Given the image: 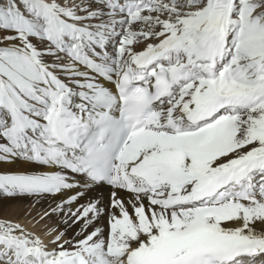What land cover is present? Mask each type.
<instances>
[{
    "label": "snow or ice",
    "instance_id": "snow-or-ice-1",
    "mask_svg": "<svg viewBox=\"0 0 264 264\" xmlns=\"http://www.w3.org/2000/svg\"><path fill=\"white\" fill-rule=\"evenodd\" d=\"M0 264H264V0H0Z\"/></svg>",
    "mask_w": 264,
    "mask_h": 264
},
{
    "label": "bare ground",
    "instance_id": "bare-ground-1",
    "mask_svg": "<svg viewBox=\"0 0 264 264\" xmlns=\"http://www.w3.org/2000/svg\"><path fill=\"white\" fill-rule=\"evenodd\" d=\"M50 203V201L42 200L39 203H35L30 200H18L13 202H7L6 204L3 202H0V213L2 210L5 212H10L8 217L7 216H0L1 218L5 219H13V220H20L23 217V213H30L31 217L35 215V213L42 212L45 207ZM28 212V213H27ZM27 220V219H26ZM51 220L54 221L55 226V232L57 231H63L66 233V238H70L75 235L76 232L79 231V227L73 225L72 227L66 228L63 223L60 222V219L58 217H53ZM50 223V222H49ZM48 224V222H47ZM49 228V226H48ZM28 229H32L28 226ZM47 230V229H46ZM33 231V229H32ZM49 231V230H47ZM54 231V230H53ZM34 233V232H33ZM39 235H44L43 232H39Z\"/></svg>",
    "mask_w": 264,
    "mask_h": 264
},
{
    "label": "rangeland",
    "instance_id": "rangeland-1",
    "mask_svg": "<svg viewBox=\"0 0 264 264\" xmlns=\"http://www.w3.org/2000/svg\"><path fill=\"white\" fill-rule=\"evenodd\" d=\"M10 212H5L4 210H2V212L0 213V216H7L9 215ZM28 213V212H27ZM37 216V213H35V215L33 217H31V214L28 213H23V217L22 219L20 220H13V219H8L9 221L11 222H19L20 224H22L26 229H28V226L31 227L33 229H30L32 232H34L35 234H38L39 235V232H43L45 233L47 230H51L55 232V226H54V221L49 219L47 221H44V222H37V219H34V217ZM0 219H5V218H1ZM27 219V220H26ZM48 222V224H47ZM50 222V223H49ZM49 226V228H48ZM47 229V230H46ZM42 236V235H41ZM66 238V236H65Z\"/></svg>",
    "mask_w": 264,
    "mask_h": 264
}]
</instances>
